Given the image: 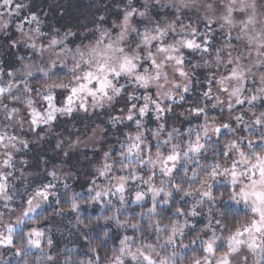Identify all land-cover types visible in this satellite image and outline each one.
Returning a JSON list of instances; mask_svg holds the SVG:
<instances>
[{"label": "clouds", "instance_id": "1", "mask_svg": "<svg viewBox=\"0 0 264 264\" xmlns=\"http://www.w3.org/2000/svg\"><path fill=\"white\" fill-rule=\"evenodd\" d=\"M0 264H264V0H0Z\"/></svg>", "mask_w": 264, "mask_h": 264}]
</instances>
